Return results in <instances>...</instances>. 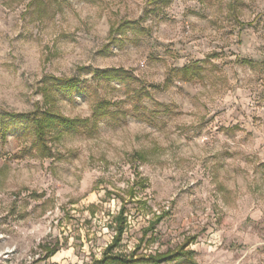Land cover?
I'll return each mask as SVG.
<instances>
[{"label":"rangeland","instance_id":"1","mask_svg":"<svg viewBox=\"0 0 264 264\" xmlns=\"http://www.w3.org/2000/svg\"><path fill=\"white\" fill-rule=\"evenodd\" d=\"M51 77L88 122L46 150L10 115ZM122 211L124 258L264 264V0H0V264H93Z\"/></svg>","mask_w":264,"mask_h":264},{"label":"trees","instance_id":"2","mask_svg":"<svg viewBox=\"0 0 264 264\" xmlns=\"http://www.w3.org/2000/svg\"><path fill=\"white\" fill-rule=\"evenodd\" d=\"M127 25H130L127 23ZM193 69L185 68L184 74L186 76L193 75ZM198 69L194 72L197 74ZM125 72L121 69H108V70H98L94 72V77L97 79H105V80H113L121 78V74ZM191 73V74H190ZM51 89L45 88V92L43 93L44 100H47L48 107L46 109L41 110L37 114H11L10 117L14 119H20L21 121L28 120L32 123L36 135V145L41 149L48 148V143L51 140L60 139L64 133L69 132L71 130H76L80 123L88 122L83 121L79 122V120H70L69 118L63 117L57 114L53 107V98L50 97L52 91L58 94H69L73 95L80 91V81L76 78H53L51 77ZM102 112L101 108H97L94 112L93 117H100L98 113ZM56 134V135H55ZM53 136V137H52ZM133 195V194H132ZM124 211H122L121 215L116 218L117 229L115 231V236L113 237V242L103 253V257L100 260H95L93 264H135V263H151V264H161V263H173L179 259L189 260L192 256V252L185 251V248L189 246L190 242H187L184 247L180 248L178 252H167L165 254L157 253L154 256H148L142 258V260H138L135 258V254L129 257H123L121 255L114 254L113 251L119 246L122 242L123 235L125 233L127 220L123 217ZM165 214L157 217L156 220L152 221L149 224V228L144 231L143 236L154 230L156 225H158ZM47 257H51L58 252V248L53 246L52 248H45Z\"/></svg>","mask_w":264,"mask_h":264},{"label":"crops","instance_id":"3","mask_svg":"<svg viewBox=\"0 0 264 264\" xmlns=\"http://www.w3.org/2000/svg\"><path fill=\"white\" fill-rule=\"evenodd\" d=\"M57 253H58V252H57ZM57 253H56V254H57ZM56 254H55V255H53V256H51V257H54V256H56ZM49 258H50V257H49Z\"/></svg>","mask_w":264,"mask_h":264}]
</instances>
